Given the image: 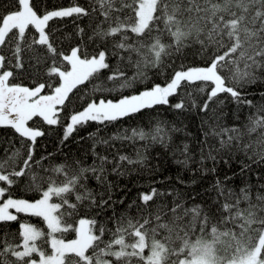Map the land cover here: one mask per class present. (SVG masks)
I'll return each instance as SVG.
<instances>
[{
  "label": "snow or ice",
  "instance_id": "snow-or-ice-1",
  "mask_svg": "<svg viewBox=\"0 0 264 264\" xmlns=\"http://www.w3.org/2000/svg\"><path fill=\"white\" fill-rule=\"evenodd\" d=\"M73 16H95L94 25L90 33L78 27L72 38L75 44L64 49L49 22ZM187 49H194L203 66H188L181 60L178 68L173 67ZM113 57L132 68V75L119 64L113 70ZM105 69L110 71L109 81H121L120 89L147 79L149 70L165 80L115 101L91 100L70 114L64 140L90 121L107 126L158 105L188 111L190 104L207 113L210 103L226 93L236 102L256 108L246 129L249 136L258 133V138L242 143L245 133L239 128L209 125L210 132H203L200 143L206 145L212 135L219 138L220 147L215 149L217 155L212 148L205 155L201 147V165L205 160L214 165L201 170L214 173L216 163L228 164L232 149L246 158L240 161L242 174L253 164H264V105L257 107L243 91L264 84V0H90L89 7L77 4L52 10L39 6L37 0H12L0 13V128L12 129L29 143L23 154L19 149L8 154L5 149L0 158V183L5 185L0 186V264H264V184L253 196L248 185L237 192L217 179L211 205L191 207L178 195L171 204L153 207L156 197L173 193L151 188L139 194V204L133 201L127 206L136 209L133 217L115 211L114 205L124 201L113 200L107 156L97 153L91 165L75 161L72 168L67 164L43 168L41 160L45 158H34L37 138L45 133L29 126V121L39 117L47 125L59 124L60 113L72 102L75 91ZM18 70L32 79V86L15 82ZM197 82L211 85L202 104L183 98L171 102L182 85ZM222 115L213 112L212 118L219 121ZM172 131L180 129L173 126ZM131 133L95 143L150 139L166 146L171 139L160 122L149 132L132 129ZM225 149L226 156H219ZM181 155L184 158L179 164L192 160L187 144ZM124 161L143 164L145 158L139 152L135 160L119 156V162ZM36 165L63 178L38 177L33 171ZM112 172L124 174L120 163L113 165ZM91 179L104 190L89 187ZM24 180L25 190L35 192L38 198L12 196L10 188ZM109 210L107 222L112 227L97 219ZM19 213L40 218L45 227L19 223L17 232H6L5 226L18 221ZM69 233L75 238L65 239Z\"/></svg>",
  "mask_w": 264,
  "mask_h": 264
},
{
  "label": "trees",
  "instance_id": "trees-1",
  "mask_svg": "<svg viewBox=\"0 0 264 264\" xmlns=\"http://www.w3.org/2000/svg\"><path fill=\"white\" fill-rule=\"evenodd\" d=\"M12 0H0V13H3L5 7L11 5ZM37 3L41 7H46L49 10L54 8L70 7L79 5L82 7H89L90 0H37ZM60 22L67 26L68 29L61 28L60 33H56L54 25L56 22ZM95 16L89 17H65L63 19H54L49 22V26L53 31L55 37L62 40L60 45L64 49H68L70 45L75 44V40L72 39L77 32V28H84L86 32H91V28L94 25ZM67 39H64V38ZM91 51V48H88ZM135 55L133 59H135ZM182 62L188 66H203L202 60L199 56L194 55V49H187L185 57L176 60L173 67L178 68ZM115 62V64H114ZM112 69L114 70L119 64L121 69L126 71L129 76L132 75L133 69L125 67L121 64L118 58L113 57L110 61ZM114 64V65H112ZM171 69H169V72ZM110 74L108 69H105L98 75L99 83L106 81L109 86H105L102 83L104 91H101L99 84H94V80L86 82L85 85L79 87L75 94L72 96V102L67 105L65 110L60 113V123L57 125H47L41 118L34 117L29 121V126L39 128L45 133V135H51V141L49 138L38 137L35 150H39L40 154L35 153V159L42 161H49L47 168L59 165L67 164L69 168L74 167L75 161H81L85 165H91L95 159L96 154L107 156L109 161H113V164L120 163L123 175H117L112 172V166L110 163L106 165L108 175L107 180L113 185V200H123L124 204L116 203L114 205L115 211L118 214H125L135 217L136 209H129L127 205L133 201H139L137 199V192L139 190L146 191L149 188H156L160 192H172V196H167L166 204H171L172 199L175 196H179L181 200L185 201L186 207H191L193 204L211 205L212 197L215 196L213 185L217 179L222 181L227 187L239 191L240 188L248 185L250 187L253 196L259 190V186L264 184V164H253L251 169L246 173L240 172V161H244L246 158L243 153L237 152L232 149L233 157L228 164L218 162L215 164L216 171L203 172V168H212L213 162L211 160H205L203 165L200 163L201 147H204V154L207 155L209 148L213 149V154L217 155L215 149L220 147L219 138L209 135L207 138V144L201 145L200 141L204 140L203 132H210L209 125L216 127L219 124L221 127H237L241 132L245 133L242 143H252L258 138V133L249 136L247 134L246 125H249V117L253 116L256 112V108H250L244 104L238 103L233 98L226 94L221 93L213 103H210V110L207 113L200 112L198 108H192L189 104L188 111L174 110L168 105H158L151 109H145L141 113H137L131 117H125L121 120L108 124L107 126L100 125L96 122H88L84 126H78L77 130L69 136V142L58 146L59 134L62 135L65 120L68 122V117L74 111L82 109L86 103L91 100L99 99L98 94L103 95L101 99L117 100L123 96L132 95L137 91H142L147 86H151L153 83H163L164 76L154 74V70L148 71V78L150 80L147 83L137 82L131 88L120 89V80L109 81L107 76ZM227 75V72H224ZM46 78V77H45ZM16 83H22L25 86H32V79L28 78L27 74L21 75L19 70L17 71ZM88 84H92L87 87ZM206 89V95L210 84L197 82L196 84H184L179 92V96L172 97L171 102L175 103L178 99L183 98L186 101L194 99L198 105L202 104L206 97H203V93L199 92V88ZM109 89H112L109 91ZM244 93L246 98L253 100L257 107L264 105V99L261 98V91H264V84L259 86H251L245 88ZM191 93V97L188 96ZM187 94V95H186ZM213 112L217 115L223 114L222 119L219 121L214 120ZM207 120V124H203V121ZM160 122L165 131L171 139L167 142V145H161L159 143H153L150 139H112L109 140V144L102 146L103 144L95 143V140L100 138L109 139L110 136L128 135L131 136L132 129H143L145 132L151 131L154 126ZM173 126L180 129V131H172ZM96 127H104L107 131L102 135H94L90 138V133L93 134ZM219 131V128H217ZM13 132L10 128H0V150H3L5 155V149L8 150V154L19 149L23 154L26 150L27 141H22L21 138L16 135V141L11 138L10 133ZM110 133V134H109ZM82 138H79V136ZM108 135V136H107ZM44 136V135H43ZM187 144L189 152L192 156V160L187 165L177 163L178 160H182L184 157L181 155L183 146ZM66 145V146H65ZM256 146L254 145V148ZM228 150H221L219 156H226ZM139 152L141 157L145 158L143 164L129 165L126 161L119 162V156H128L133 160L137 159V153ZM51 154V155H49ZM248 155H252L251 152ZM43 163V162H42ZM41 163V164H42ZM43 165V164H42ZM40 166V165H39ZM44 166V165H43ZM41 167V166H40ZM111 171V172H110ZM58 180L60 177L55 175ZM225 177L229 179L225 180ZM55 178V179H56ZM183 181V183H180ZM23 185L18 183L10 188V192L13 197L25 198L32 200L38 198L37 194L33 191H26L27 180L22 181ZM37 183L38 180H37ZM89 187L96 191H103L104 188L94 179L89 180ZM0 186H5L0 183ZM19 187V195L17 191H14V187ZM12 190L14 192H12ZM195 196L196 199H191ZM165 202H159L155 198L154 204H161ZM154 207V205H153ZM18 221L10 222L5 226V231L9 233L17 232L18 222L32 223L38 227L44 228L45 225L38 217L28 216L24 213H19ZM111 215V210L108 213L103 214L101 221L107 222V216ZM112 227V225H111ZM3 235V233H0ZM12 237L9 236V239ZM65 239H74L75 234H66ZM195 239V237H193Z\"/></svg>",
  "mask_w": 264,
  "mask_h": 264
},
{
  "label": "bare ground",
  "instance_id": "bare-ground-1",
  "mask_svg": "<svg viewBox=\"0 0 264 264\" xmlns=\"http://www.w3.org/2000/svg\"><path fill=\"white\" fill-rule=\"evenodd\" d=\"M54 27H55V31H56V33H60V31H61V28H66V29H68L67 28V26H65V25H63L61 22H60V20H58L57 22H56V25H54ZM114 64H115V62H114ZM114 64H112V65H114ZM115 66V65H114ZM150 80H143V81H139V82H141V83H147V82H149ZM102 83L105 85V86H109L108 85V83L106 82V81H102ZM102 83H99V88H100V90L101 91H104V88L102 87ZM201 88V87H200ZM203 88V87H202ZM200 92V91H199ZM200 93H203V97H206V89H205V91L204 92H200ZM187 95V94H186ZM103 97V95H101V94H98V98L99 99H101ZM97 129H99V131H97ZM105 131H107L106 130V128H104V127H96V129L94 130V133L93 134H96V135H98V134H100V135H102L103 133H105ZM10 133V136H11V138H13V142H14V140L16 141V134H14V132H9ZM110 134V133H109ZM108 136V135H107ZM111 137V136H110ZM42 138H49L48 139V141H51L52 139H51V135H44V136H42ZM79 138H82V136L80 135L79 136ZM59 140L60 141H58V146L60 147V146H62V145H64V144H66V143H68L70 140L69 139H67V140H64L63 139V136H61V134H59ZM107 144H103L102 146H106ZM66 146V145H65ZM35 153L36 154H40V151L39 150H35ZM3 154V150H0V156ZM50 161V160H49ZM49 161H46V162H44V161H42L41 163L44 165H42L43 166V168H47L46 166H47V164H48V162ZM111 161V160H110ZM111 166L113 167V161H111ZM33 171L36 173V175L38 176V177H42V176H47V175H52L53 176V178H56V176H55V174L54 173H45L43 170H42V168L39 166V165H36L35 167H34V169H33ZM111 172V171H110ZM60 177V179H62L63 177L62 176H59ZM57 179V178H56ZM58 180V179H57ZM38 182L39 183H41V181L38 179ZM38 183V184H39ZM20 184V186H21V184L23 185V183L22 182H20L19 183ZM26 188V187H25ZM17 189H18V191H19V187H17L16 186V188L14 187V191H17ZM12 190V192H14ZM150 190V188L148 189V190H146V191H142V190H139L138 192H137V198H138V196H139V194L140 193H142V192H148ZM18 191H17V193H15V195L16 194H18L19 195V193H18ZM21 198V197H20ZM23 199H25V198H23ZM166 199H167V197H156V200H158L159 202H165V203H167L166 202ZM120 204V203H119ZM124 204V203H123ZM128 206V205H127ZM154 207H155V204H154ZM92 215H95V213H92ZM102 216H103V214L101 215V216H99V217H97V219H98V221H100V222H102L101 221V218H102ZM130 216V215H129ZM19 223H25V222H18V224H17V230L19 229ZM105 223H107V226L108 227H111V223H109V222H105Z\"/></svg>",
  "mask_w": 264,
  "mask_h": 264
},
{
  "label": "rangeland",
  "instance_id": "rangeland-1",
  "mask_svg": "<svg viewBox=\"0 0 264 264\" xmlns=\"http://www.w3.org/2000/svg\"><path fill=\"white\" fill-rule=\"evenodd\" d=\"M93 79H95L94 80V84H99V80H98V76L97 77H95V78H93ZM92 84H88L87 85V87H89V86H91ZM113 101H115V100H113ZM86 106V105H85ZM70 122V121H69ZM68 122L65 120V125L67 124ZM65 125H64V127H65ZM32 127V126H31ZM61 136H64V128H63V132H62V135ZM14 198H16V197H14ZM10 211H12L13 213H15V210L14 209H10ZM35 225V224H34Z\"/></svg>",
  "mask_w": 264,
  "mask_h": 264
}]
</instances>
